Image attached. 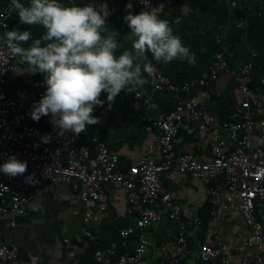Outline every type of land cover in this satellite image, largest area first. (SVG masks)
<instances>
[{
    "label": "crops",
    "instance_id": "obj_1",
    "mask_svg": "<svg viewBox=\"0 0 264 264\" xmlns=\"http://www.w3.org/2000/svg\"><path fill=\"white\" fill-rule=\"evenodd\" d=\"M20 2L28 6L30 0ZM58 2L65 6L93 4L97 10L103 5L108 31L119 34L115 37L120 45L117 56L124 50H131L134 39L123 18L129 12L136 15L146 11L135 4H131L132 8L126 10L127 0ZM117 4H123V8L109 19L108 11ZM158 17L166 19L173 33L195 54V62L191 64L180 60L158 63L160 70L171 79L182 85L197 83L206 78L213 55L218 50L228 57L229 70L214 84L210 100L207 98L209 90L200 86L189 92H156L149 84L147 73H142L148 81L143 87L127 94L121 91L111 107L107 102V94L102 93L100 99L105 103L100 107L99 113L94 115L101 123L86 126V131L77 137V146L91 148L92 138L98 136L119 155L123 170L138 165L147 157L159 135L158 130L151 126L152 120L171 111L180 100L185 103V110L174 141L175 157L191 154L200 160L212 158L209 140L204 133L205 126H211L219 133L228 153L235 151L237 144L232 142L223 125L233 120L234 112L244 101L236 73L251 61L254 63L250 77L252 98L259 103L252 112L257 119L264 116V88L261 83L264 71V0H177L175 5ZM13 29L29 31L33 39L41 38L46 31L41 25L21 24L17 11L9 20L8 26L0 30L4 34ZM218 35L221 37V44L216 43ZM30 44L31 40L22 46L27 48ZM253 52L257 53L256 57H252ZM146 55L152 60L150 52ZM152 63L157 62L152 60ZM27 67L26 64H20L17 57L12 78L6 88L7 93L21 103L32 91L34 81L45 79L41 73H23ZM192 100L207 102V109L200 122L190 120L187 106ZM147 106L150 108L147 109ZM252 143L257 145L256 137L252 138ZM153 159L159 160L160 156L153 154ZM161 182L163 190L181 204L185 217L197 213L201 221V225L189 231V251L182 264H202L197 259L199 248L201 244L210 243L215 233L231 245L248 235L247 226L235 205L221 221L212 218L211 204L220 203L222 199H207L198 180L172 171L164 175ZM101 206L105 210H101ZM130 210L126 193L120 189L107 187L104 201L97 205L81 201L69 186L47 184L27 206L25 215L16 217L15 227L11 225L12 218L0 216V241L19 249L21 264H96L94 254L98 250L114 249L117 253L118 250L125 253L132 252L137 245L138 234L133 235L126 245L119 234L124 227L134 225L138 218V211ZM87 211L99 215V222H87L84 216ZM162 214L163 222L147 232L150 259L157 258L158 244L173 242L176 237L175 225L165 220L164 209ZM256 214L264 226V203L258 204ZM239 260L240 256L237 254L232 263L238 264Z\"/></svg>",
    "mask_w": 264,
    "mask_h": 264
},
{
    "label": "built area",
    "instance_id": "obj_2",
    "mask_svg": "<svg viewBox=\"0 0 264 264\" xmlns=\"http://www.w3.org/2000/svg\"><path fill=\"white\" fill-rule=\"evenodd\" d=\"M177 0H127L146 11L156 9L163 15ZM123 8L117 4L108 11L109 19ZM16 12L12 1L0 7V29L8 26ZM0 30V37L3 33ZM221 37L216 43L221 44ZM257 53L253 52L252 57ZM17 57L0 40V165L16 156L27 162L23 176L9 178L0 172V216L10 217L11 225L16 226V217L23 216L26 208L37 197L45 185L69 186L84 203L100 205L106 196L107 187L123 190L133 209L138 211L134 225L124 227L119 234L124 245L135 234L138 243L132 252L118 254L114 249L98 250L94 254L96 264H182L189 251V231L201 225L197 213L185 217L181 204L163 190L161 179L172 171L187 174L198 180L207 199H222L211 204V216L221 221L232 206L238 210L247 226L248 235L237 244L225 243L215 233L210 243L201 244L197 259L210 264H233L235 255L240 256L238 264H264V226L257 218L259 203H264V144L254 146L253 137L264 138V129L258 128L264 116L257 119L252 109L259 103L252 98L250 86L254 63L251 61L236 73V80L244 101L234 112L232 121L225 123L226 130L235 151L228 153L219 133L211 126L204 127L212 154L210 160H200L191 154L174 156V141L182 123L185 103L176 102L174 108L161 118L152 120L151 126L158 130V138L138 165L127 170L120 167V157L98 136L92 138V147L77 146V137L72 132L58 136V129L50 123L51 115L34 121L30 113L34 103H38L46 92L45 79L34 81L23 103L11 97L6 88L12 78ZM154 72L149 76V84L156 92H189L196 86L209 90L208 100L212 98L213 86L222 74L229 70V59L220 50L213 55L208 75L199 82L178 84L152 63ZM264 88V71L261 79ZM141 96V95H138ZM150 107L147 106V109ZM189 109L190 120L200 122L207 109V102L192 100ZM100 111L94 108L93 115ZM50 136V142L43 143L42 137ZM153 154L160 156L153 159ZM34 174L33 181L26 183V177ZM3 185V186H2ZM101 210H105L103 206ZM166 211V221L175 225L176 237L173 242L157 245V258L150 259V242L147 232L162 223ZM87 222H99L100 217L90 211L85 213ZM231 221V218H228ZM243 252V254H242ZM0 263L21 264L20 252L16 246L0 241Z\"/></svg>",
    "mask_w": 264,
    "mask_h": 264
},
{
    "label": "clouds",
    "instance_id": "obj_3",
    "mask_svg": "<svg viewBox=\"0 0 264 264\" xmlns=\"http://www.w3.org/2000/svg\"><path fill=\"white\" fill-rule=\"evenodd\" d=\"M12 5L21 24L41 25L46 30L41 38L33 39L31 32L13 29L0 40L13 57H19L20 64L28 66L23 73L44 74L46 92L33 104L30 116L38 122L51 115L58 136L68 132L79 136L86 126L100 124L93 112L105 103L101 94H107L111 107L121 91L127 94L143 87L148 81L142 73L154 72L152 60L195 62V54L173 33L169 22L158 17L156 9L136 15L129 12L123 18L134 39L131 50L117 56L120 45L115 37L119 34L108 31L103 5L100 10L93 4L65 6L58 0H30L28 6L12 0ZM131 8L129 3L126 10ZM30 40L29 47L22 46ZM149 52L152 60L146 55ZM258 128L264 129V122ZM41 141L50 142V136ZM257 142L264 144V138L257 137ZM27 167L26 161L13 155L0 165V172L11 179L23 176ZM33 177H26L25 182L31 183Z\"/></svg>",
    "mask_w": 264,
    "mask_h": 264
},
{
    "label": "trees",
    "instance_id": "obj_4",
    "mask_svg": "<svg viewBox=\"0 0 264 264\" xmlns=\"http://www.w3.org/2000/svg\"><path fill=\"white\" fill-rule=\"evenodd\" d=\"M9 1L7 0H0V7L7 4ZM120 166H122V164H120ZM123 167V166H122ZM208 215H210V209H209V206H208ZM118 254H122V251L121 250H118ZM202 264H210V263H203V262H200Z\"/></svg>",
    "mask_w": 264,
    "mask_h": 264
},
{
    "label": "rangeland",
    "instance_id": "obj_5",
    "mask_svg": "<svg viewBox=\"0 0 264 264\" xmlns=\"http://www.w3.org/2000/svg\"><path fill=\"white\" fill-rule=\"evenodd\" d=\"M157 140V139H156Z\"/></svg>",
    "mask_w": 264,
    "mask_h": 264
}]
</instances>
